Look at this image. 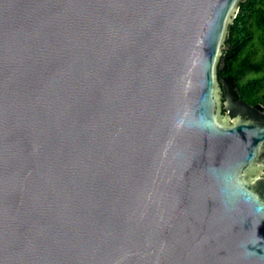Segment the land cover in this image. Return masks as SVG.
Listing matches in <instances>:
<instances>
[{
	"label": "water",
	"instance_id": "obj_1",
	"mask_svg": "<svg viewBox=\"0 0 264 264\" xmlns=\"http://www.w3.org/2000/svg\"><path fill=\"white\" fill-rule=\"evenodd\" d=\"M239 1L0 0V264H264Z\"/></svg>",
	"mask_w": 264,
	"mask_h": 264
},
{
	"label": "trees",
	"instance_id": "obj_2",
	"mask_svg": "<svg viewBox=\"0 0 264 264\" xmlns=\"http://www.w3.org/2000/svg\"><path fill=\"white\" fill-rule=\"evenodd\" d=\"M225 48L218 63L236 98L264 107V0H241L229 23ZM224 65L221 66V62Z\"/></svg>",
	"mask_w": 264,
	"mask_h": 264
},
{
	"label": "flooded vegetation",
	"instance_id": "obj_3",
	"mask_svg": "<svg viewBox=\"0 0 264 264\" xmlns=\"http://www.w3.org/2000/svg\"><path fill=\"white\" fill-rule=\"evenodd\" d=\"M223 112H226L225 110H223Z\"/></svg>",
	"mask_w": 264,
	"mask_h": 264
}]
</instances>
